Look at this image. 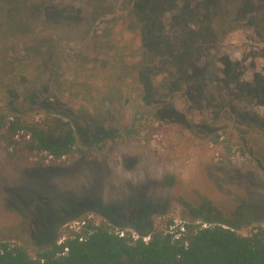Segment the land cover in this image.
Returning a JSON list of instances; mask_svg holds the SVG:
<instances>
[{"label": "rangeland", "instance_id": "rangeland-1", "mask_svg": "<svg viewBox=\"0 0 264 264\" xmlns=\"http://www.w3.org/2000/svg\"><path fill=\"white\" fill-rule=\"evenodd\" d=\"M141 1L0 0V107L62 116L77 134L74 157L44 165L0 143V242L42 248L84 219L136 236L196 215L264 228L257 33L215 40L196 19L185 31L180 1L151 14ZM183 42L188 59L169 56Z\"/></svg>", "mask_w": 264, "mask_h": 264}, {"label": "trees", "instance_id": "trees-1", "mask_svg": "<svg viewBox=\"0 0 264 264\" xmlns=\"http://www.w3.org/2000/svg\"><path fill=\"white\" fill-rule=\"evenodd\" d=\"M0 143L24 165H44L48 159L56 163L77 152L69 120L51 113H12L8 106L0 107ZM200 217L181 225L172 218L162 220L138 238L86 219L78 232L62 227L56 240L42 248L0 242V264H264L263 227L243 234L234 224Z\"/></svg>", "mask_w": 264, "mask_h": 264}, {"label": "flooded vegetation", "instance_id": "flooded-vegetation-1", "mask_svg": "<svg viewBox=\"0 0 264 264\" xmlns=\"http://www.w3.org/2000/svg\"><path fill=\"white\" fill-rule=\"evenodd\" d=\"M70 2L83 3L84 0H69ZM106 1V0H104ZM180 1V11L181 20L185 23V31L189 29V26H193V21L199 20L200 25H210L208 27L209 33L215 35L220 39L221 36L235 33L242 29L254 30L257 33L261 46H264V0H178ZM161 2V1H160ZM164 2L175 3L177 0H164ZM158 0H142L139 4L140 13L151 14L154 10L155 5H157ZM154 5V6H153ZM151 15H148V20H150ZM146 19V18H145ZM214 20L208 23L210 20ZM191 22V24L189 23ZM183 23V24H184ZM197 29V28H194ZM219 30V32L216 31ZM214 31V32H213ZM196 35L195 33H191ZM217 39V40H218ZM184 44L183 54H179L178 57L174 55L170 48L168 49L169 56L180 58L189 57V53L192 54V45L189 43ZM181 56V57H180ZM203 55L197 56L196 62L188 65V68H202L203 65ZM186 59V60H187ZM180 62V61H179ZM230 64V63H227ZM198 74H189V79H198Z\"/></svg>", "mask_w": 264, "mask_h": 264}, {"label": "built area", "instance_id": "built-area-1", "mask_svg": "<svg viewBox=\"0 0 264 264\" xmlns=\"http://www.w3.org/2000/svg\"><path fill=\"white\" fill-rule=\"evenodd\" d=\"M84 220H86V219H84ZM84 220L80 221V222L77 223L76 225H67V226H65L64 228H65V229L68 228L70 231L78 232L79 229H80L82 226L85 225L86 221H84ZM204 226H206V225H204ZM120 236H124V234L121 233ZM134 236H135L136 238H138V236H136V235H134ZM65 239H66L65 237L62 238V239L59 241V244L62 243ZM81 240H82V239H81ZM144 240H145V241H148L149 238H144ZM66 251H67V250H66Z\"/></svg>", "mask_w": 264, "mask_h": 264}]
</instances>
